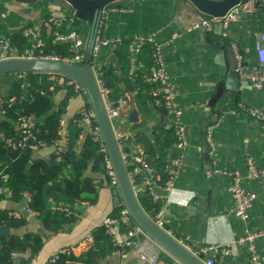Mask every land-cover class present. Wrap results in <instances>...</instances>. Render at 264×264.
I'll list each match as a JSON object with an SVG mask.
<instances>
[{"label": "crops", "instance_id": "obj_1", "mask_svg": "<svg viewBox=\"0 0 264 264\" xmlns=\"http://www.w3.org/2000/svg\"><path fill=\"white\" fill-rule=\"evenodd\" d=\"M258 4L254 11L241 13L221 28V33L226 32V36L219 34L216 28L211 31L192 28V24L204 14L189 0H126L124 6L109 7L100 27V35L106 40L146 36L162 43L175 101L181 109L185 137L182 163L168 201L164 204V224L186 239L193 248L227 244L229 252L217 257L219 264H249L250 245L257 255V264H264V235L239 241L248 232H256L264 226V194L259 182L247 177L244 164L247 157H252L264 169V121L237 111L239 103L264 110V84L254 88L238 76L236 90L225 87L215 97L218 85L224 81L233 63V55L228 48L231 43L237 47L245 69L256 62L254 43L259 34L264 33V0H258ZM73 11L52 6L44 0H0V38H12L20 33L30 43L35 34L23 36L21 31L24 27H32L35 31L45 18L59 19ZM77 18L83 26L76 33L85 51L91 34V22L87 21L92 18V12L82 10ZM112 51L109 45L101 46L92 57L93 68L99 71L111 62L119 72L120 64ZM142 59L146 65L149 63L144 54ZM138 73L144 77L146 69ZM12 79V73L0 74V97L6 95ZM76 95L67 103L65 127L73 114H79L86 100V97ZM124 95L128 97L129 105L116 118V133L122 135L131 147L141 145L145 149L151 144L155 148L160 129L170 127L171 115L166 114L157 99L149 100L145 107H141L133 93L125 92ZM60 97L59 92L55 96L56 102ZM231 108L236 112L231 113ZM132 111L137 112L135 120L129 118ZM79 124L82 128L81 143L89 131L84 122L79 121ZM136 135L141 138L139 142L134 141ZM162 137L163 134L160 139ZM206 146H209V150ZM177 152L172 145L169 154ZM49 153L41 147L34 151V157L48 158ZM91 167L88 164L86 175L93 179V190L85 194L90 198L74 201V219L57 231L44 227L34 215L27 213L23 209V198L15 202L7 193L0 198V208L18 210L26 218L23 226L9 231L18 235L35 233L43 242L34 255V261H17L21 264H43L62 247H69L75 256L91 247L92 230L113 213L106 176L104 172L93 171ZM234 172L240 176L242 186L255 194L245 219L233 212L234 202L228 187ZM155 191L165 195L162 189L155 188ZM208 256H214L213 251H207L198 259L203 263ZM165 263L180 264L166 255H160L158 264ZM99 264L146 263L140 262L131 248L122 253L111 252Z\"/></svg>", "mask_w": 264, "mask_h": 264}, {"label": "built area", "instance_id": "obj_2", "mask_svg": "<svg viewBox=\"0 0 264 264\" xmlns=\"http://www.w3.org/2000/svg\"><path fill=\"white\" fill-rule=\"evenodd\" d=\"M258 0H241L239 3L230 7L223 15L213 16L204 15L200 20L192 24V28H202L206 31H211L217 27H225L229 22L235 20L243 12H252L258 7ZM109 7H105L101 12V19L96 30L94 42L91 47L90 55L93 57L99 51V48L103 45H109L111 48L121 45L123 41L117 39L115 41L106 40L100 35V27H102L104 16L109 10ZM76 15L73 11L70 13L66 19L69 22H73ZM63 18L54 19L55 26L61 24ZM77 18V17H76ZM34 33L35 38L30 42V46L26 48H19L18 45L13 44L11 38L8 36H3L0 38V60L11 59V58H24V59H53L61 60L66 63L81 66L85 62L87 57L84 49L82 48V42L79 39L75 31H69L65 34L54 31L53 41L69 43V49L73 51V55L58 57L53 55H36L35 49L43 44L40 37L39 28L34 31L32 27H24L22 29V35L27 37L28 34ZM226 36V32L221 33ZM127 49V59H128V76H135L139 70L146 69L144 75V80L152 83L154 86L151 88V93L157 100L163 105L166 114L171 115V124L174 134L176 136V141L174 142V148L178 150L177 153L168 154L165 159L164 171L166 173V179L164 183L159 181V176L155 173L154 168L148 162L146 156V150L141 145H133L132 147H127V140L115 131V121L124 109L129 105L128 97L121 96L116 101L112 100L108 96V88L104 85L102 79L100 78V71L92 68L93 76L97 85L99 96L101 98L105 114L111 124L113 129L117 148L120 154L122 164L124 166L127 179L129 181L131 190L137 199V194L146 189L147 195L153 201H158L159 206L153 214L148 216L156 227L161 229L165 234L175 240L178 244L184 247L196 258H201L202 255L206 254L207 251H213L214 256H208L204 259V264H219L217 260L222 255H226L229 252V246L211 244L208 246L193 248L186 241V239L179 237L173 230L166 227L164 224V204L168 201L170 192L173 189L174 180L177 177L179 168L182 163L183 154L182 148L185 145V137L183 134V127L181 123V109L177 106L175 101V95L171 87V82L169 75L167 73L166 64L162 52V43L155 41L152 37L146 36H135L128 39L126 42ZM146 48L149 56V63L146 65L145 61L142 59V52ZM231 47L236 59V65L234 70L237 72L238 76L248 81L252 87L258 88L264 84V33H260L258 39L254 43L256 62L252 64L249 69L243 67V62L241 56L238 54L237 47L234 43H231ZM55 77V76H51ZM65 79L63 74H60L59 82ZM67 83L72 86L74 92L82 97L88 99V93L86 88L74 78L67 80ZM11 99V98H10ZM89 100V99H88ZM237 111L244 112L252 117L257 118L260 121H264V110L255 108L253 106L245 105L242 103L238 104ZM231 113H235L234 108L230 109ZM79 121L84 122L88 126L89 135H91L92 140L97 144V151L101 154L102 163L105 167V176L107 185L111 191L112 207L113 210L117 212V215H109L105 217L101 225L104 226L105 232L109 236L110 241L115 246V252L122 253L126 249H133L137 259L140 262L146 264H158L160 255H166L174 260L176 263L181 262L175 258L163 245L157 242L154 238L147 235L141 227L134 222L129 214L127 207L125 206L124 200L122 198L121 191L118 186L116 174L112 166L111 159L107 152L106 146L102 139L99 125L97 123L95 113L91 105L89 107H83L79 112ZM16 126L19 130L18 138L13 141L12 137H4L0 133V138L4 140L8 146H18L24 147L27 144V140L31 139L34 142L29 146L32 149H39V147L44 145V143L35 140L34 125L35 118L33 115L20 116L16 121ZM58 138L55 140V150L56 154L62 152L68 145V131L65 127L64 113L59 119L58 128ZM208 138V134L206 136ZM58 159V158H57ZM245 169L247 177L256 179L260 188L264 194V169L259 167L252 157H247L245 159ZM4 174L0 172V177L3 178ZM231 183L228 187L230 195L234 202L233 212L241 219L247 217L248 209L251 206L255 194L247 191L241 184L240 176L234 172L231 174ZM155 188L162 189L165 191V195H160L155 191ZM0 193L11 195V191L8 187H0ZM23 209L30 215L35 216V212L29 207L30 194L28 192H23ZM138 201V199H137ZM139 203V201H138ZM73 204H67L62 206H55L52 209L58 210L69 215L72 211ZM9 215L18 217L20 211L9 210ZM132 221L134 222L132 224ZM125 224L126 230H121L120 226ZM143 235V238L141 236ZM264 235V226L256 232H248L244 237L240 238V242L251 240L254 236ZM71 249L69 247H62L54 252L43 264L46 262H53L57 259L60 254H70ZM250 262L249 264H257V255L254 252L253 247L249 246ZM11 263L10 264H21L19 260L34 261L35 256L32 254L29 247L22 251H13L10 254ZM169 264V263H165Z\"/></svg>", "mask_w": 264, "mask_h": 264}, {"label": "trees", "instance_id": "obj_3", "mask_svg": "<svg viewBox=\"0 0 264 264\" xmlns=\"http://www.w3.org/2000/svg\"><path fill=\"white\" fill-rule=\"evenodd\" d=\"M87 22H91V18ZM82 26L83 24L76 17L73 22H69L65 17L58 26H55L51 17L45 18L39 26L43 44L35 49V54L60 58L73 55L68 42L53 41V32L58 31L63 34L69 31L80 32ZM11 41L21 49L30 46L20 33L18 36L14 35ZM122 41L123 43L114 47L112 51L120 64L119 72L111 62H108L99 69L100 78L108 88V96L112 100L116 101L124 96L125 92H129L134 94L141 107H145L147 101L157 99L151 93L154 85L145 81L140 73L133 77L127 75L128 59L125 44L128 40L122 39ZM147 49L145 47L142 53L149 59ZM85 62L91 64L92 56H87ZM9 73L13 74V79L6 95L0 97V133L4 137H12L15 141L19 133L16 126L17 119L20 116L33 115L35 140L47 146L54 144L59 136V119L65 112L69 99L77 96L72 86L67 83L71 77L63 75L65 79L59 82V73L12 70L1 74ZM59 92L61 97L56 102L55 96ZM89 106V100L86 98L83 107ZM79 117V114H73L66 123L68 145L65 149L59 154L54 151L49 153L48 158L34 157L35 149L29 146L34 142L31 139H28L27 144L21 148L8 146L0 138V172L4 174L3 178L0 177V187H8L11 191V199L15 202L23 198V192H28L30 194L28 204L35 212L36 219L52 231L62 229L74 219L73 210L69 215H65L61 211L53 210V207L90 198L85 196L93 190V179L86 175L88 164H91L93 171L105 173L101 154L97 151V144L92 140L91 135L84 136L79 143L82 132ZM160 132L157 135L156 147L149 144L145 146V150L148 162L159 176V181L164 183L165 159L170 147L176 141V136L171 126L169 129H160ZM161 134H163L162 139H160ZM140 139L136 135L134 141L139 142ZM130 146L131 144L127 143V147ZM41 147L42 145L39 149ZM2 196L3 194L0 193V198ZM137 199L148 215L153 214L159 206L158 201L149 198L146 189L137 194ZM111 215H117V212L113 210ZM25 223V216L14 217L9 215L8 209L0 208V226H6L8 229V234L0 238V264H10V254L13 251H22L29 247L35 255L41 248L43 242L39 235L31 232L18 235L9 231ZM126 228L125 224L120 226L121 230ZM92 241L91 247L80 255L75 256L72 252L60 254L55 261L46 264H99L106 255L115 251V246L101 224L92 230Z\"/></svg>", "mask_w": 264, "mask_h": 264}, {"label": "water", "instance_id": "obj_4", "mask_svg": "<svg viewBox=\"0 0 264 264\" xmlns=\"http://www.w3.org/2000/svg\"><path fill=\"white\" fill-rule=\"evenodd\" d=\"M55 7L64 8L67 10H74L76 17H79L82 10H90L92 12L91 18V34L89 37V45L86 47L85 53L90 55L91 47L94 42L96 30L98 28L102 9L112 6H124L126 0H44ZM195 8L204 15L221 16L230 7L239 3L241 0H189ZM216 30L221 34V27ZM233 55V63L227 71V75L222 83H220L215 92L217 97L226 87L236 90L238 87V74L234 70L236 65L235 55L233 53L231 44L228 47ZM12 70H33L50 73H59L74 78L80 82L87 90L88 99L91 107L94 110L97 123L99 125L100 133L107 152L114 168L119 189L122 194L125 206L127 207L130 216L136 224L149 236L154 238L157 242L163 245L172 255L175 256L182 264H204L184 247L178 244L175 240L165 234L161 229L156 227L151 219L142 210L140 204L135 198L129 181L126 176L124 166L122 164L120 154L117 148L115 135L111 124L105 114L104 107L99 96L97 85L93 76L92 68L88 63H83L81 66L66 63L61 60L53 59H24L11 58L0 60V74ZM137 116L136 111H132L130 115L131 120H135ZM48 152L55 150V145L43 146ZM209 150V146H206ZM8 234L6 226H0V238ZM143 238V235L141 236Z\"/></svg>", "mask_w": 264, "mask_h": 264}, {"label": "rangeland", "instance_id": "obj_5", "mask_svg": "<svg viewBox=\"0 0 264 264\" xmlns=\"http://www.w3.org/2000/svg\"><path fill=\"white\" fill-rule=\"evenodd\" d=\"M2 89V88H1Z\"/></svg>", "mask_w": 264, "mask_h": 264}]
</instances>
